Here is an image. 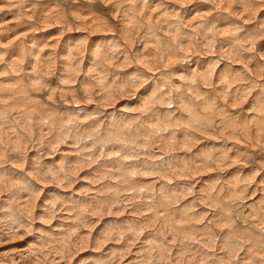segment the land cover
I'll use <instances>...</instances> for the list:
<instances>
[{"label":"clouds","instance_id":"9594fccd","mask_svg":"<svg viewBox=\"0 0 264 264\" xmlns=\"http://www.w3.org/2000/svg\"><path fill=\"white\" fill-rule=\"evenodd\" d=\"M0 264H264V0H0Z\"/></svg>","mask_w":264,"mask_h":264}]
</instances>
